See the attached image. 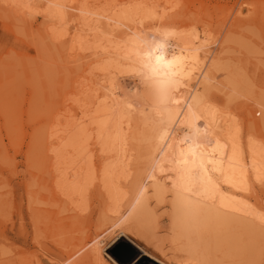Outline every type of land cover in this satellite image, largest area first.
<instances>
[{
    "label": "rangeland",
    "instance_id": "obj_1",
    "mask_svg": "<svg viewBox=\"0 0 264 264\" xmlns=\"http://www.w3.org/2000/svg\"><path fill=\"white\" fill-rule=\"evenodd\" d=\"M138 6L142 9L134 20L141 24L123 18L124 12H134ZM142 34L150 43L169 39L173 44L180 38L197 37L193 48L204 63L190 80L187 101L202 99L235 119L252 180L247 197L264 211V0H0V264H95L91 245L105 240L103 232L111 223L103 222L106 193L99 182L90 186L85 191L88 210L80 214L73 211L70 197L52 191L53 153L57 151L64 161L75 156H63L65 150L60 152L50 130L62 118L55 130L67 125V116L71 121L83 116L80 107L90 100L87 90L96 64L82 71L86 65L97 57L121 56L124 49H130L131 39L139 40ZM69 60L67 71L63 62ZM121 82L135 112L146 113L141 117L136 113L139 120H145L153 107L175 106L167 84L128 78ZM82 99L86 102L81 105ZM133 146L142 155L133 165L134 172L142 173L159 230L150 235L129 225L128 231L137 240L122 238L116 244L132 240L168 261L174 254L168 241L170 195L166 203L152 197L146 180L147 145L135 141ZM90 147L100 169V147L93 142ZM71 159L65 162L67 171L79 163ZM115 245L106 251L110 257ZM233 245L232 250L215 249L199 264H264V228ZM177 261L189 262L184 256Z\"/></svg>",
    "mask_w": 264,
    "mask_h": 264
},
{
    "label": "bare ground",
    "instance_id": "obj_2",
    "mask_svg": "<svg viewBox=\"0 0 264 264\" xmlns=\"http://www.w3.org/2000/svg\"><path fill=\"white\" fill-rule=\"evenodd\" d=\"M136 9L124 12L123 18H131L135 24L134 18L142 8ZM141 36L139 40L131 39L130 49H124L126 52L120 50L124 52L121 56L97 57L86 65V70L77 67L87 71L96 64L87 90L90 102L82 107L76 105L83 116L74 121L67 116L68 123L64 128L55 130L62 124L63 118L54 123L50 137L55 138L54 143L61 147L60 152L62 148L65 150L63 156L66 153L74 155L75 158H72L79 163L76 164L77 169L75 165L73 171H67L69 165L65 162L71 163V157L69 161L66 158L64 161L61 156L63 162L53 150L56 154L52 152L54 156L50 161L51 189L66 199L70 197L73 211L85 214L88 210V194L85 191L96 182L101 184L107 197L103 222L111 223L103 232L105 240L100 239L91 245V256L95 264H118L106 251L122 238L136 239L127 226L132 225L139 232L150 235L159 230L150 211V192L142 182V173H135L133 168L138 158L142 157L133 143H145L148 148L145 154L148 159L146 180L150 182L152 197L157 203H166L170 195L168 241L173 257L168 261L160 260L131 241L144 256L159 264H199L215 249L232 250L234 243H244L248 233H260L264 228V211L247 197L252 190V180L235 119L202 99L187 101L190 80L195 72L198 73L197 66L202 62L200 53L194 49L197 37L187 39L185 36L186 39L180 38L175 41L177 43L169 44V39L153 43L151 38L153 41L150 43L145 40V35ZM63 64L64 69L70 71V60ZM78 70L73 69L72 72H80ZM123 78L138 83L156 80L169 85L175 106L167 110L153 107L145 120L137 119L135 107L126 98L128 94L121 82ZM239 93L235 96H240ZM79 98L76 100L79 101ZM83 102L86 101L82 99L81 105ZM92 142L97 143L103 154L100 169L94 161L93 150H90ZM76 197H79L78 201L73 200ZM205 238L208 241L203 244ZM155 250L166 257L161 248L156 247ZM181 256L187 257L189 262L175 263L176 258Z\"/></svg>",
    "mask_w": 264,
    "mask_h": 264
},
{
    "label": "water",
    "instance_id": "obj_3",
    "mask_svg": "<svg viewBox=\"0 0 264 264\" xmlns=\"http://www.w3.org/2000/svg\"><path fill=\"white\" fill-rule=\"evenodd\" d=\"M110 254L119 264H159L144 256L131 241L116 244L110 250Z\"/></svg>",
    "mask_w": 264,
    "mask_h": 264
}]
</instances>
